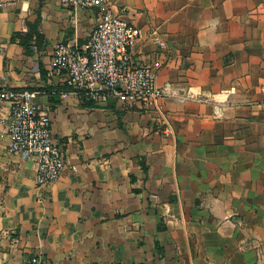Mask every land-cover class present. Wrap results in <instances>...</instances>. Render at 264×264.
Instances as JSON below:
<instances>
[{
    "label": "crops",
    "instance_id": "crops-1",
    "mask_svg": "<svg viewBox=\"0 0 264 264\" xmlns=\"http://www.w3.org/2000/svg\"><path fill=\"white\" fill-rule=\"evenodd\" d=\"M110 1L159 58L157 110L87 105L51 74L98 10L0 0V89L38 93L66 163L38 189L0 100V264H264V0ZM31 30L27 53L11 38Z\"/></svg>",
    "mask_w": 264,
    "mask_h": 264
},
{
    "label": "built area",
    "instance_id": "built-area-1",
    "mask_svg": "<svg viewBox=\"0 0 264 264\" xmlns=\"http://www.w3.org/2000/svg\"><path fill=\"white\" fill-rule=\"evenodd\" d=\"M74 11L96 9L99 17L88 40L80 47L59 42L51 58V74L61 77L70 92L90 103L115 99L124 106L159 109L163 90L156 84L159 58L139 60L134 47L138 28L115 13L110 0H58ZM36 91L0 89L9 105V153L35 164L38 189L53 185L65 169V156L53 137L46 109L34 102ZM33 262H36L33 259Z\"/></svg>",
    "mask_w": 264,
    "mask_h": 264
},
{
    "label": "trees",
    "instance_id": "trees-1",
    "mask_svg": "<svg viewBox=\"0 0 264 264\" xmlns=\"http://www.w3.org/2000/svg\"><path fill=\"white\" fill-rule=\"evenodd\" d=\"M33 37L36 41V43H40L41 42V36L40 34L38 33V31H33L31 30L30 33L28 34H20V33H17V34H14L11 38V41L12 42H15V43H19L27 53H31V50H32V46H33ZM81 99V101H84V98L80 95L79 97ZM87 105H92L91 103H87Z\"/></svg>",
    "mask_w": 264,
    "mask_h": 264
}]
</instances>
